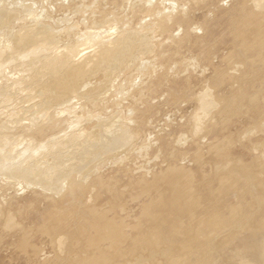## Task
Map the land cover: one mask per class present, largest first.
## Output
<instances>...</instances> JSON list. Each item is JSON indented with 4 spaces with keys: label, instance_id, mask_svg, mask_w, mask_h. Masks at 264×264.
Returning <instances> with one entry per match:
<instances>
[{
    "label": "rangeland",
    "instance_id": "obj_1",
    "mask_svg": "<svg viewBox=\"0 0 264 264\" xmlns=\"http://www.w3.org/2000/svg\"><path fill=\"white\" fill-rule=\"evenodd\" d=\"M261 3L0 0V50L50 35L46 60L0 75V264H264ZM70 62L91 73L60 101L48 83ZM17 72L25 89L10 85ZM4 135L23 140L13 149ZM29 138L45 145L19 159ZM170 200L201 213L197 229L164 214ZM171 233L178 251L160 242Z\"/></svg>",
    "mask_w": 264,
    "mask_h": 264
},
{
    "label": "bare ground",
    "instance_id": "obj_2",
    "mask_svg": "<svg viewBox=\"0 0 264 264\" xmlns=\"http://www.w3.org/2000/svg\"><path fill=\"white\" fill-rule=\"evenodd\" d=\"M261 5L263 6L264 3H261ZM244 15H246L245 11H244ZM125 39H126L125 37H121L120 39H118L116 41H110L106 44H101L99 51L105 53L106 55H110L111 49H110L109 45H112V44L118 45L121 43V41H123ZM49 40H50L49 34L44 35L43 33H40L37 31H32L30 34H26V35L18 37V38H15V37L9 38L6 42V45L1 48L2 50H0V75L3 72H4L3 74H5V72L7 71V70L4 71L6 68L8 69V67H9V66H6V64L9 65V63L10 64L14 63L17 60V58H19V61H21V63H18L17 65L22 64V67H24V69H23L24 71L25 70H31L33 67L38 65L39 62L46 60L47 56L44 55V53H46L47 50H49V47H48V44H49L48 41ZM36 43H40V45L37 47L36 46L32 47V45H36ZM241 44L243 46L248 45L245 43L244 40L241 41ZM252 44H254V46H255V44H257L259 47L262 46V42L259 41V39H258V41H256V43H252ZM5 50H13L14 53L12 56L11 55L7 56V54L4 56ZM62 60L64 62H66L65 57H63ZM109 60H110V58H109ZM57 65L58 64L54 65V67L62 70V67H58ZM14 67H16V66H13L12 68H14ZM17 73H19V74H17L13 79L11 78L12 84H10V85L15 90L25 89L24 88L25 86L23 85L24 82L31 81V79L26 74H23V72H17ZM90 73H91V70L89 68H87L84 64H82L80 62H77V64L70 62L69 64H67L65 66L64 71H62V73L60 75L55 74V76H53L51 81H49L48 86H51V85L55 86L54 98L61 101L63 99V97H67V96L75 94L77 92L78 88H80L83 84H85L83 81L89 77ZM6 79L11 80L9 78H6ZM31 92H33V90ZM2 94H3L2 96L0 94V96L2 97V100H1L2 102L3 101L4 102L11 101V94L9 93V91H7L6 93H2ZM1 97H0V99H1ZM34 98L35 97L33 96V97H30V99H28V100L31 101ZM12 102H13V100H12ZM4 107H6V106H4ZM20 108L21 107H19V106L16 109L12 108L11 110H9L6 113L7 114L6 116H8L9 118H12L14 114L18 113ZM72 111H73V109L71 108V110L69 112L71 113ZM39 113L42 114L41 111H39ZM42 115H41V117H43ZM75 122H76V120H75ZM69 125L73 126L74 124L70 123ZM82 131H83V129H82ZM20 134H22V133H20ZM7 137L8 136H5V135L2 136V139L5 143L10 142L9 140L8 141L6 140ZM22 140H23V138L20 135L18 139L16 138L14 141H12L11 143H8V144L11 145L13 149H15L16 146L19 144V142H22ZM27 140H28V142H26V144H25L27 146L24 147L23 151L20 152L18 155L19 159L25 158V156L28 153H29V156H31V155L34 156V153H37L38 155H40L39 153L41 151L39 152V148L44 147V145H45V144L40 143V144H38L39 147H33L30 144L32 139L29 138ZM181 173H182L181 171H178L174 174L172 173V175L170 174V176L168 177L169 184L175 183L177 181V179L179 178ZM162 203H163L162 201L155 198L152 202L147 204V206L143 209V213L145 215H147L151 225L155 224V216H153L152 213ZM164 214L170 218L171 217L172 218H180V216H183L184 218H182V222L184 225V230H195V229H197L198 225H199V221L202 218L201 213L193 212V210H191V209H187V208L185 209V208L178 206L177 204L173 203L172 201L170 202V204L165 205ZM113 235L117 236L118 233L113 232ZM171 235H173V234L171 233V234L161 235L159 237L160 242H161L162 246H164V247L174 246L175 250L178 251L177 246L175 245V243L172 242L174 240V237H171ZM145 236H146V234L144 236H141V238L133 237L131 239L129 247L133 250H137L139 248V244H140L141 240ZM169 237H171V238H169ZM147 242L150 243L151 240L148 239ZM115 251H116V247H114V249H112V251L106 250V251L99 252L97 254V256L91 260V263H96L98 260H101L103 263H105L109 260V258L112 256V254ZM263 256H264V252L257 255L256 259L262 260ZM170 264H172V263H170Z\"/></svg>",
    "mask_w": 264,
    "mask_h": 264
}]
</instances>
